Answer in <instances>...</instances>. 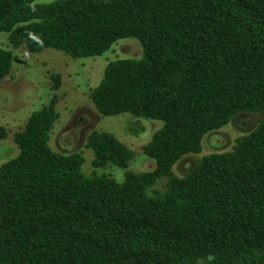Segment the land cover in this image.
I'll use <instances>...</instances> for the list:
<instances>
[{
	"label": "trees",
	"instance_id": "1",
	"mask_svg": "<svg viewBox=\"0 0 264 264\" xmlns=\"http://www.w3.org/2000/svg\"><path fill=\"white\" fill-rule=\"evenodd\" d=\"M0 31L13 48L73 58L135 38L141 55L109 60L89 98L102 116L162 121L141 146L152 170L128 169L134 151L93 129L85 174L80 151L49 144L53 93L0 163V264H264V0H0ZM11 65L0 47V78ZM50 77L58 90L60 73ZM244 118L230 149L174 172L207 134ZM108 163L122 180L96 173Z\"/></svg>",
	"mask_w": 264,
	"mask_h": 264
},
{
	"label": "rangeland",
	"instance_id": "2",
	"mask_svg": "<svg viewBox=\"0 0 264 264\" xmlns=\"http://www.w3.org/2000/svg\"><path fill=\"white\" fill-rule=\"evenodd\" d=\"M52 1L55 0H38L40 3ZM0 47L10 49L12 53L10 72L0 78V124L8 131L7 137L0 140V163L17 155L14 132L20 130L29 115L46 105L55 93L59 117L51 130L49 144L53 150L60 152L80 151L84 157L82 171L85 174L92 171L90 161L93 151L85 147V140L87 133L93 129L112 132L134 151L128 169L138 172L155 167V161L142 152L141 146L162 126V121L138 120L129 113L102 116L89 98L90 88L98 84L109 60L141 55L138 40L121 38L100 56L73 58L53 48H43L38 52H28L22 45L13 48L9 45L8 33L0 31ZM53 71L60 73V86L56 91L52 88L53 80L50 77ZM246 121L244 118L207 134L202 141V152L184 157L181 163L173 167L174 172L180 175L194 156L230 149L235 138L248 130ZM134 123L144 127L139 135L128 130L129 125ZM123 172V169L111 163L96 171L98 174H110L119 181L123 179ZM164 183L165 178L161 177L155 185L162 187Z\"/></svg>",
	"mask_w": 264,
	"mask_h": 264
}]
</instances>
